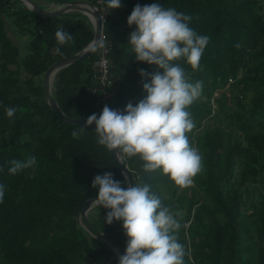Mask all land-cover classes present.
<instances>
[{
  "label": "trees",
  "instance_id": "1",
  "mask_svg": "<svg viewBox=\"0 0 264 264\" xmlns=\"http://www.w3.org/2000/svg\"><path fill=\"white\" fill-rule=\"evenodd\" d=\"M9 2L0 0V182L7 185L0 204V264H118L97 232L80 224L79 214L97 196L98 187L92 185L96 175L111 171L123 185L124 176L110 151L97 143L95 128L88 125L86 132L73 137L72 130L84 124L64 123L45 102L43 86L35 83L56 61L84 49L93 40V29L78 14H65L64 20L65 15L44 18L27 9L10 12ZM153 2L122 0L121 7L112 10L104 2L118 25L109 53L117 77L115 109L123 110L146 95L141 68L162 71L137 61L128 44L135 25L129 26L127 17L137 3ZM160 2L191 14V26L211 37L200 69L178 61L189 79L204 82L201 97L188 109L195 121L188 136L201 151L204 167L193 185L181 188L159 170L146 171L138 157L123 162L133 184H151L164 205L178 213L182 227L177 238L188 252L186 264H264V194L249 203L243 189L264 180V0ZM6 12L14 27L25 28L31 37L23 58L6 33L1 17ZM59 26L73 35V42L61 46L63 55L56 52ZM94 54L62 69L54 79L52 97L66 117L87 119L101 112L97 96L87 92L94 85ZM23 75L29 93L20 85ZM224 89L231 93L230 106L225 94L214 99ZM6 106L17 108L14 117L6 116ZM211 121L215 123L208 124ZM29 155L37 156L35 167L8 172L10 160ZM91 211L90 223L125 250L122 221L106 223L109 209L103 205Z\"/></svg>",
  "mask_w": 264,
  "mask_h": 264
},
{
  "label": "clouds",
  "instance_id": "2",
  "mask_svg": "<svg viewBox=\"0 0 264 264\" xmlns=\"http://www.w3.org/2000/svg\"><path fill=\"white\" fill-rule=\"evenodd\" d=\"M104 2L112 10L121 7L122 0ZM191 20V14L165 7L160 0L144 5L137 3L127 17V24L135 25L128 44L137 61L155 65L162 71L149 73L141 68L139 74L146 78L143 99L135 104L128 102L123 110L105 105L99 114L92 113L83 126L71 132L73 137H78L94 122L97 143L117 160L138 157L146 171L159 170L181 188L193 185L204 167L201 151L190 143L188 136L195 128L188 109L201 97L204 82L189 79L178 61L200 69L211 37L200 34L191 26ZM55 38L56 52L63 55L61 46L73 42V35L59 26ZM104 44L105 41L96 39L88 47L96 51ZM16 111L14 106L5 107L9 118ZM37 162L35 155L12 159L8 172L17 174L35 167ZM92 185L98 187L93 202L109 209L105 222L122 221L127 236L126 249L118 264H186L188 252L177 238L181 218L164 205L151 184L134 183L125 187L108 171L96 175ZM6 189L7 185L0 182V204L4 202Z\"/></svg>",
  "mask_w": 264,
  "mask_h": 264
},
{
  "label": "water",
  "instance_id": "3",
  "mask_svg": "<svg viewBox=\"0 0 264 264\" xmlns=\"http://www.w3.org/2000/svg\"><path fill=\"white\" fill-rule=\"evenodd\" d=\"M26 1L29 5H31L30 10H32L36 15H39L44 18H57L61 15H64L66 13L71 12L72 10H77L80 11V13H87L88 15H91L94 17V22H93V32H94V37L93 40L100 39L103 31V22H102V17L100 12L97 10L96 6L91 2V1H82V0H73L66 2L59 7H57L55 10H48L43 8L42 6L36 4L33 0H24ZM84 14V13H83ZM86 16V14H84ZM88 18V16H86ZM89 19V18H88ZM90 20V19H89ZM92 40V41H93ZM89 45V44H88ZM88 45L76 53L75 55L68 56L65 58H62L58 61H56L54 64H52L47 71L43 75V92H44V99L45 102L51 107V109L57 113L59 117H61L62 121L66 124L70 125H79V124H85L87 119H80V118H69L66 117V115L62 112L60 107L58 106L57 102L54 100L52 97V89H53V82H54V77L64 68L68 67L69 65L73 64L74 62H77L81 60L82 58L88 56L91 54L92 51ZM95 128V123L89 125ZM115 150H113L114 152ZM112 159L115 163V165L120 169L124 176V186L127 187L130 184H133V176L132 172L128 169V166L124 164V158L117 160L114 155L110 152ZM91 198L86 202V205L84 209L80 212L79 217H80V224L83 226L81 223L84 222L87 226H89L91 229L95 230L97 232V235L99 239L103 242H105L112 252L120 258L121 255L125 252V250L118 245L116 242L102 234L100 231H98L88 220V213L96 207L98 204L94 203L93 200L95 199ZM84 227V226H83Z\"/></svg>",
  "mask_w": 264,
  "mask_h": 264
},
{
  "label": "rangeland",
  "instance_id": "4",
  "mask_svg": "<svg viewBox=\"0 0 264 264\" xmlns=\"http://www.w3.org/2000/svg\"><path fill=\"white\" fill-rule=\"evenodd\" d=\"M33 1L36 4L42 6L43 8L52 9V10L56 9L60 5L59 2H55V1L54 2L53 1H47V0H33ZM9 3L10 4L7 6V8L10 9V12L16 11V10L20 11V10H25V9L33 12L32 10L27 8L21 2V0H10ZM66 14L71 15L72 17H77L76 14H78L79 15L78 18L80 19V21H82V20L87 21L93 29V25L91 24L90 20L83 13H80L79 11H75V12H69ZM8 15H10V14H8L7 12H6V14H1V17L4 20V27H5L6 33H7L8 37L10 38V40L12 41L13 45L18 47L19 57L23 58L28 53L31 37H29V35H28L29 33L27 32V30H25V28L23 30L15 28L12 20L10 19V16H8ZM65 18H66V15L64 16L63 20ZM109 19H111V17ZM104 31L110 37V34L107 32V27H105V24H104ZM24 78H25L24 75L22 77H20V79H21L20 85L23 87V93H29V89L24 87V82H23ZM35 83L43 86L42 85L43 75L36 78ZM52 92H53V89H52ZM224 94L227 97V105L230 106V104H231V102H230L231 93L228 89L217 91L214 94V99H218ZM214 123H215V121H211L208 124L213 125ZM243 189H246V191L248 193L247 196L249 198V203H256L259 200V196L264 194V180L261 183L260 182L259 183H251V184L247 183V184H245ZM89 214L94 215V211H90ZM102 264H104V263H102Z\"/></svg>",
  "mask_w": 264,
  "mask_h": 264
},
{
  "label": "built area",
  "instance_id": "5",
  "mask_svg": "<svg viewBox=\"0 0 264 264\" xmlns=\"http://www.w3.org/2000/svg\"><path fill=\"white\" fill-rule=\"evenodd\" d=\"M92 2L101 14L104 26V23L112 16V13L104 5V0H95ZM100 40L105 41V44L95 51L94 59L91 64V74L94 85L88 88L87 92L90 95L97 96L96 106L102 110L105 105L114 108L112 101L115 95L117 77L111 72L113 67L109 59L111 39L109 35L105 33L104 27Z\"/></svg>",
  "mask_w": 264,
  "mask_h": 264
},
{
  "label": "crops",
  "instance_id": "6",
  "mask_svg": "<svg viewBox=\"0 0 264 264\" xmlns=\"http://www.w3.org/2000/svg\"><path fill=\"white\" fill-rule=\"evenodd\" d=\"M70 1H73V0H70ZM69 2V1H67ZM66 2H60V5L64 4ZM59 5V6H60ZM47 9V8H45ZM48 10H52V9H48ZM55 10V9H53ZM62 16V15H61ZM60 17V16H59ZM91 22V21H90ZM108 24V25H107ZM106 27H107V32L110 34V37H115V35L117 34L118 32V25L116 23V21L114 20V18L111 17V19H109L107 22H106Z\"/></svg>",
  "mask_w": 264,
  "mask_h": 264
},
{
  "label": "bare ground",
  "instance_id": "7",
  "mask_svg": "<svg viewBox=\"0 0 264 264\" xmlns=\"http://www.w3.org/2000/svg\"><path fill=\"white\" fill-rule=\"evenodd\" d=\"M22 1V3L26 6V7H28L29 9L31 8V5H29L26 1H24V0H21ZM75 11H77V10H72L71 12H75ZM80 12V11H79ZM84 14H86V16H88V18L90 19V21H91V24H93V22H94V17L93 16H91V15H88L87 13H85V12H83ZM105 24V27H106V23H104ZM55 78V77H54Z\"/></svg>",
  "mask_w": 264,
  "mask_h": 264
}]
</instances>
